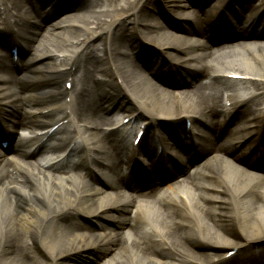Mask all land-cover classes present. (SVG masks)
Returning <instances> with one entry per match:
<instances>
[{
  "label": "bare ground",
  "instance_id": "obj_1",
  "mask_svg": "<svg viewBox=\"0 0 264 264\" xmlns=\"http://www.w3.org/2000/svg\"><path fill=\"white\" fill-rule=\"evenodd\" d=\"M51 1L60 5L58 0ZM77 1L80 6L94 3L112 10L81 18L76 29L47 36L40 31L42 25L27 26L20 35L21 51L29 55L27 59L18 57L16 68L0 59V133L11 137L12 127L18 121L36 119L34 111L40 102L37 96L49 101L51 90L62 111L68 108L73 112L76 124L70 125L67 138L70 143L79 144L69 151L58 172L8 159L2 155L4 152L0 153V264H75L73 258L93 252L108 255L97 264H263L264 164L260 163L258 169L249 166L237 169L232 156L240 164L245 154L237 151L232 154L234 151L219 143L217 137L222 132L218 123L221 118L224 122L233 109L237 114L235 128H238L235 146L248 150L254 141L245 138H254L261 129L252 127L258 121L252 117L264 118V36L259 31L263 20L251 29L253 35L246 40L237 22L230 37H241V41L215 46L197 38L181 42L164 30L160 38L164 46H169L164 55L170 60V69L179 73L177 79H186L184 83L188 86L176 96L150 86L146 71L141 68L134 71L135 60L128 53L130 49H138L143 40L156 39L162 30L149 12L153 10V0ZM160 1L168 13L176 19L180 16L177 0ZM219 1L222 6L234 2L247 8L253 0ZM18 3L19 0L15 4L5 3L2 26L13 24ZM141 4L144 10L138 19L130 21L129 15L133 16ZM130 5V10H122ZM256 9L264 17V0H260ZM184 14L182 20L191 36L209 32L202 25L210 29L205 24L214 21L212 16L205 23L201 12ZM213 33L210 32L211 40L226 37L220 31L217 35ZM76 73H80L79 86L66 91L64 81ZM230 75L238 78L227 77ZM51 77L56 80L48 83ZM83 88L98 89L108 101L114 94H122L123 115L130 116L132 124L137 126L159 120L180 126L182 136L187 137L188 133L197 141L194 144L199 150L198 159L202 156L200 165L191 166L194 172L180 170L182 180L172 177L174 180L166 185L164 192L151 185L147 201L142 197H119L123 200L104 202L106 196H102L90 173L112 177L113 185L120 174L119 155L123 153L131 160L135 152L115 133L104 131L106 123L91 99L79 101ZM71 94L73 99L66 102ZM226 100L233 101L229 109H224ZM73 101L80 102L77 111L72 107ZM20 102L26 111L20 108ZM241 121H247L249 127L240 126ZM207 141L210 144L201 154ZM179 148L181 158L186 159L183 152L186 143ZM256 149L254 146L253 159H257ZM215 151L222 153L224 159L210 158ZM259 152L264 157L262 141ZM151 161L160 163V172L174 168L166 155ZM77 167H83L85 174H69L68 171ZM126 212L145 221L147 231L132 230L129 221L126 223L129 217ZM100 215L111 218L116 228L101 226L99 234L104 236L97 235L101 240L96 246L94 230L78 219L92 217L99 221ZM229 247L237 252L225 258ZM244 253H247L245 257L238 258Z\"/></svg>",
  "mask_w": 264,
  "mask_h": 264
},
{
  "label": "rangeland",
  "instance_id": "obj_2",
  "mask_svg": "<svg viewBox=\"0 0 264 264\" xmlns=\"http://www.w3.org/2000/svg\"><path fill=\"white\" fill-rule=\"evenodd\" d=\"M178 5L180 6V2L178 3ZM107 8H101L96 10L95 12L98 13L100 11H106ZM110 11V10H109ZM110 13V12H109ZM194 39V38H193ZM190 79H192V77H189ZM187 90V87L185 88ZM166 90V89H164ZM108 255H103L101 253H96L94 255H88L85 257H77V258H73L72 262L75 264H97L98 262H100L101 260L105 259Z\"/></svg>",
  "mask_w": 264,
  "mask_h": 264
}]
</instances>
